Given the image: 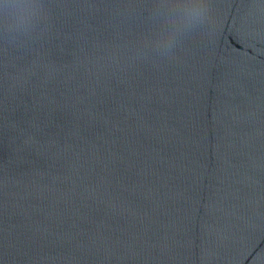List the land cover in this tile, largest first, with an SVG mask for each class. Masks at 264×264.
<instances>
[{
  "label": "water",
  "instance_id": "95a60500",
  "mask_svg": "<svg viewBox=\"0 0 264 264\" xmlns=\"http://www.w3.org/2000/svg\"><path fill=\"white\" fill-rule=\"evenodd\" d=\"M0 264H264V0H0Z\"/></svg>",
  "mask_w": 264,
  "mask_h": 264
}]
</instances>
